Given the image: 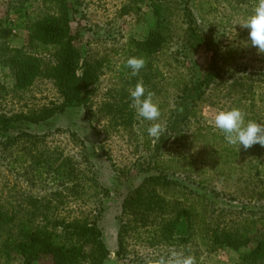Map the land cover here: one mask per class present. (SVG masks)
Listing matches in <instances>:
<instances>
[{
	"label": "rangeland",
	"instance_id": "374dc122",
	"mask_svg": "<svg viewBox=\"0 0 264 264\" xmlns=\"http://www.w3.org/2000/svg\"><path fill=\"white\" fill-rule=\"evenodd\" d=\"M130 1L80 0L69 10L70 30L74 34L75 45L82 55L89 51L103 64L95 93L91 97L92 113L87 112L91 119H87L83 108L71 106L38 124L18 121L9 135H14L20 129L37 134L47 133L45 142L49 148L58 149L76 161H82L85 156L89 160L90 164L81 163V168L95 173L98 184L106 191L96 197L102 202L98 227L109 253L103 264H146L148 259L167 256L171 251L193 255L197 264H237L234 253L223 249L208 251L200 241L187 245L166 243L149 246L143 240L134 242L129 238L126 257L119 258L115 253L116 238L124 198L148 172L157 167L192 185L191 180L207 178L208 190L215 189L221 193L218 200H214L216 204L221 208H231L236 215L241 210L245 213L264 212V183L259 188L262 192L259 195L253 193L250 185L255 172L248 161L251 152L244 153L243 161L239 159V165L243 164L240 170L242 180L221 177L214 169L216 164L208 156L210 152L214 154L213 150L218 148V144L207 132L208 128H214L210 121L216 111L233 107L243 110L246 119L264 122V83L257 75L264 68V54H258L257 49L250 46L248 30L238 25L252 14L256 3L250 0H189L188 6L197 24L211 39V49L227 57L228 61L222 62V65L236 69V77L244 75L243 67L246 68V75H251L239 88L243 91L251 88L254 101H244L235 89L229 92L225 86L218 85L197 104L195 117L187 124L178 121L174 132L169 131L167 123L173 112L184 105L179 99L180 91L184 83L202 74L212 53L204 46L185 48L186 26L179 11L180 1L172 4L171 40L157 56L162 75L156 82L157 93L153 97L160 108L158 122L162 124L164 132L159 138H153L147 133V128L153 122L138 118V123L132 122L130 127L118 123L120 119L105 116L108 113L106 106L120 102V90L125 88L129 91L132 88L120 77L118 66L126 58L123 52L128 50L131 40L145 39L154 21L147 5L133 8ZM48 10L47 4L41 0H0V25L10 30V36L6 39L8 44L16 48L26 47L32 31L26 27L28 20H36ZM13 83L12 71L0 64V113L10 115L26 111L59 98L49 80L36 81L23 98L13 96ZM71 132L76 138L70 136ZM160 143H163L162 152L156 150V145ZM17 155V150L10 154L0 150V201L8 210L18 211L26 219L30 216L27 211L28 197L41 198L61 188L41 183L38 179H34V182L28 179L30 175L16 162ZM260 168L264 169L262 166ZM184 175L190 179H183ZM94 200L91 192L79 200L62 198L63 204L59 206L58 214L65 218L74 217L80 212L86 214L94 206ZM231 216L235 215L231 213ZM179 227L184 234L183 221ZM1 236L0 244L4 238ZM22 263L20 255H7L0 245V264ZM33 264L52 262L49 257H40Z\"/></svg>",
	"mask_w": 264,
	"mask_h": 264
},
{
	"label": "trees",
	"instance_id": "16d2710c",
	"mask_svg": "<svg viewBox=\"0 0 264 264\" xmlns=\"http://www.w3.org/2000/svg\"><path fill=\"white\" fill-rule=\"evenodd\" d=\"M41 1L47 4L49 10L36 20H28L26 27L32 31L26 47L10 46L6 40L10 30L0 25V64L13 73V96L23 98L36 81L49 80L59 98L26 111L10 115L0 113V150L6 154L17 150L16 162L30 175L28 179L33 182L38 179L61 190L41 198L28 197L27 211L30 216L26 219L18 211L8 210L0 201V238L4 236L0 245L7 255H20L22 264H33L40 257H49L52 264H103L109 253L98 227L102 202L96 197L106 191L98 184L95 173L81 168V163L90 164L89 160L84 155L83 162L76 161L58 149L49 148L45 142L47 133L37 134L20 129L14 135H9L18 121L38 124L71 106L83 108L87 119H91L87 112L92 113L91 97L95 93L103 64L89 51L82 55L74 43L69 10L80 0ZM250 1L257 3V0ZM174 2H179L180 15L186 26L185 48L204 46L212 54L202 74L184 83L179 94L184 105L168 119L171 132L175 131L178 121L187 124L195 117L197 104L218 85L225 86L229 92L235 89L244 101H254L251 88L248 91L239 88L251 75H246V68L243 67L244 75L236 77V69L222 65V62L228 61L227 57L211 49V39L197 24L188 6L189 0L130 1L133 8L147 5L154 21L148 36L142 40H131L128 50L123 52L126 58L118 66L120 77L132 88L138 80H142L147 90L157 93L155 85L162 75L157 56L171 40L170 16ZM131 56L146 60V67L136 77L131 76V70L125 67L126 60ZM257 75L264 83V68ZM120 95V102H109V106H106L108 113L105 116L120 119L118 123L132 127V122L138 123L139 120L129 106V91L122 88ZM246 120L255 121L253 118ZM208 129L210 137L218 144V148L213 150L214 154H208L209 160L216 164L214 169L218 175L242 180L240 170L243 164L239 165V159L243 161L244 153L251 152L252 155L247 157L255 172L250 185L253 193H262L259 188L264 183V169L260 168L264 167V147L257 144L246 151L242 147L238 150V146L226 143L219 130ZM70 136L76 138L73 132ZM161 145L163 143L156 145L157 151L162 152ZM173 175L161 167L153 168L126 195L117 230V257H126L129 238L134 242L143 240L149 246L166 243L187 245L200 241L208 251L223 249L234 253L237 264H264V212L245 213L241 210L236 215L231 208H221L216 204L221 193L215 189L208 190L207 178L191 180L192 185ZM183 179L190 178L184 175ZM90 192L95 197L94 206L86 214L80 212L69 218L58 214L59 206L63 204L62 198L79 200ZM231 213L235 216H231ZM181 221L185 224L184 234L179 227Z\"/></svg>",
	"mask_w": 264,
	"mask_h": 264
},
{
	"label": "clouds",
	"instance_id": "9594fccd",
	"mask_svg": "<svg viewBox=\"0 0 264 264\" xmlns=\"http://www.w3.org/2000/svg\"><path fill=\"white\" fill-rule=\"evenodd\" d=\"M242 29L248 30L250 46L257 49L258 54H264V0H257L252 14L238 24ZM125 67L131 70L130 75L136 77L146 67L143 57L131 56L126 60ZM155 93L147 90L142 80H138L133 88L129 89L131 100L130 108L135 111L137 118L153 122L147 128L150 137L159 138L164 128L159 119L160 108L154 102ZM210 123L219 130L228 145L241 147L246 151L255 145L264 147V122L246 120V113L240 108L218 110ZM146 264H197L193 255L183 252L171 251L167 256L148 259Z\"/></svg>",
	"mask_w": 264,
	"mask_h": 264
}]
</instances>
